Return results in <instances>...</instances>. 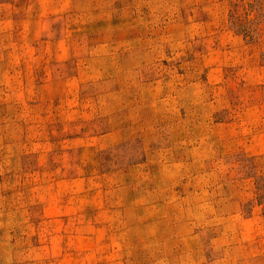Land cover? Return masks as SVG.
<instances>
[{"label":"rangeland","instance_id":"1","mask_svg":"<svg viewBox=\"0 0 264 264\" xmlns=\"http://www.w3.org/2000/svg\"><path fill=\"white\" fill-rule=\"evenodd\" d=\"M0 264H264V0H0Z\"/></svg>","mask_w":264,"mask_h":264}]
</instances>
